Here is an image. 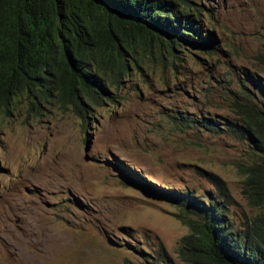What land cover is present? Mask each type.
Returning a JSON list of instances; mask_svg holds the SVG:
<instances>
[{"label": "rangeland", "instance_id": "rangeland-1", "mask_svg": "<svg viewBox=\"0 0 264 264\" xmlns=\"http://www.w3.org/2000/svg\"><path fill=\"white\" fill-rule=\"evenodd\" d=\"M189 1L208 44L144 49L84 118L51 100L0 109V264H182L169 191L223 203L233 230L256 212L249 143L175 122L241 123L264 78V0Z\"/></svg>", "mask_w": 264, "mask_h": 264}, {"label": "trees", "instance_id": "trees-1", "mask_svg": "<svg viewBox=\"0 0 264 264\" xmlns=\"http://www.w3.org/2000/svg\"><path fill=\"white\" fill-rule=\"evenodd\" d=\"M200 32L189 0H0V109L24 103L39 113L51 100L84 118L144 49L163 44L172 55L174 44L207 45ZM250 81L253 94L237 105L241 123L175 122L249 143L251 160L239 165L241 193L256 209L233 230L223 203L169 191L187 228L176 243L182 264H264V78Z\"/></svg>", "mask_w": 264, "mask_h": 264}, {"label": "bare ground", "instance_id": "bare-ground-1", "mask_svg": "<svg viewBox=\"0 0 264 264\" xmlns=\"http://www.w3.org/2000/svg\"><path fill=\"white\" fill-rule=\"evenodd\" d=\"M37 221H38V220H37V217L34 216V224H35V226H37V224H38Z\"/></svg>", "mask_w": 264, "mask_h": 264}]
</instances>
